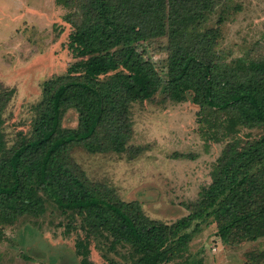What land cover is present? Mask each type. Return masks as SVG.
Wrapping results in <instances>:
<instances>
[{"label": "trees", "instance_id": "trees-1", "mask_svg": "<svg viewBox=\"0 0 264 264\" xmlns=\"http://www.w3.org/2000/svg\"><path fill=\"white\" fill-rule=\"evenodd\" d=\"M55 2L74 9L65 20L76 19L68 43L76 61L44 81L32 131L11 147L2 113L13 92L0 87V241L5 224L41 215L48 199L80 218L89 236L109 239L111 249L126 248L127 264L180 259L205 218L216 224L224 243L264 238V59H228L218 48L220 26L239 7H232V0ZM164 36L166 80L143 49L145 42ZM159 92L166 100L199 105L203 137L227 142L212 183L190 213L172 224L150 218L139 203L91 181L70 158L76 145L92 153L126 152L134 135L133 104ZM69 109L79 113L76 128L63 126ZM242 127L261 132L244 139ZM76 246L88 264V245Z\"/></svg>", "mask_w": 264, "mask_h": 264}, {"label": "rangeland", "instance_id": "rangeland-1", "mask_svg": "<svg viewBox=\"0 0 264 264\" xmlns=\"http://www.w3.org/2000/svg\"><path fill=\"white\" fill-rule=\"evenodd\" d=\"M220 26L218 48L228 58L264 59V0H232ZM73 8L55 0H0V87L12 91L3 110V128L9 147L33 128L36 105L42 100L44 81L64 74L76 61L68 48L74 21H66ZM217 15L211 24L216 26ZM146 57L168 77V36L143 44ZM165 92L133 104V139L123 153L89 152L71 148L72 162L93 182L114 189L124 201L137 202L150 218L168 224L188 215L200 192L212 183L213 169L226 141L206 140L198 122L200 106L191 101L166 100ZM79 113L69 109L63 126L76 128ZM258 128L242 127L244 139ZM139 148L143 152L134 157ZM80 218L48 199L39 216L25 214L5 224L0 241V264H84L77 242L90 249L88 264H127L128 251L103 236H89ZM194 224L188 229L191 232ZM264 264V238L224 243L210 218L201 221L188 250L170 264Z\"/></svg>", "mask_w": 264, "mask_h": 264}]
</instances>
